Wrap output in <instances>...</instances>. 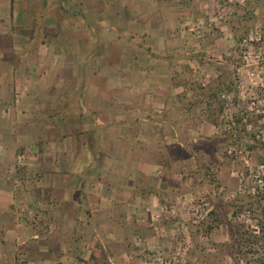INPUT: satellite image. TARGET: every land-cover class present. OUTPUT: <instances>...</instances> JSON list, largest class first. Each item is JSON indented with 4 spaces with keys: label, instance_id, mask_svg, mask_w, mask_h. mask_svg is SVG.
<instances>
[{
    "label": "crops",
    "instance_id": "0c3cea01",
    "mask_svg": "<svg viewBox=\"0 0 264 264\" xmlns=\"http://www.w3.org/2000/svg\"><path fill=\"white\" fill-rule=\"evenodd\" d=\"M200 1L0 0V264H150L138 244L184 240L183 167L214 126L193 102H216L181 33Z\"/></svg>",
    "mask_w": 264,
    "mask_h": 264
},
{
    "label": "rangeland",
    "instance_id": "374dc122",
    "mask_svg": "<svg viewBox=\"0 0 264 264\" xmlns=\"http://www.w3.org/2000/svg\"><path fill=\"white\" fill-rule=\"evenodd\" d=\"M212 1L213 9L183 25L181 33L187 51L197 55V63L211 65L210 76V70L199 67L195 75L198 80L213 78L206 85L213 97L216 87L222 86L216 96L224 101V110L216 113V98L214 103L199 99L193 102L199 116L206 111L214 124L213 134L209 137L203 126L206 124H201L203 140L199 142L198 135L194 161H187L183 167L182 177L187 178L189 191L177 199L182 210L172 216L177 222L174 238L181 235L184 240L177 241L176 246H136L137 257L150 264H249L250 260L253 264L249 254H239L234 241L237 231H259L256 218L264 213V152L247 149V144L257 145L255 141L264 140V0ZM197 22L203 27L189 31ZM188 90L192 94V87ZM234 113L242 116L255 141L245 138L239 146L233 144L228 131ZM200 183H207L204 193L192 195L193 186L197 188ZM260 251L264 259V247Z\"/></svg>",
    "mask_w": 264,
    "mask_h": 264
},
{
    "label": "trees",
    "instance_id": "16d2710c",
    "mask_svg": "<svg viewBox=\"0 0 264 264\" xmlns=\"http://www.w3.org/2000/svg\"><path fill=\"white\" fill-rule=\"evenodd\" d=\"M222 86H217L215 90V98L219 99L218 96H216L217 92L221 89ZM236 103V102H235ZM216 113L222 114L224 110V101L219 99L216 102ZM264 117V115H263ZM257 118V117H256ZM254 124H256L257 119H255ZM252 121V119L250 120ZM216 125H219L217 121H215ZM229 137H232L233 144L236 146H239L241 143H244L245 138H249V140L255 141L256 137L251 131L246 130V123L243 121L242 116L238 113H234L232 115L231 124L229 127ZM257 145L247 144V149L249 152L254 151L256 149H261L264 152V140L259 139L255 141ZM264 161V159H263ZM259 197V196H257ZM258 202H261L258 201ZM264 208V206H263ZM257 223L259 225V231H237V235L235 237V244L237 243L239 254L246 255L249 254L252 259L253 264H264V259L261 257V249L264 247V213L262 215L256 218ZM245 247L244 252L242 251V247ZM264 258V257H263ZM249 264H251V260L249 261Z\"/></svg>",
    "mask_w": 264,
    "mask_h": 264
},
{
    "label": "built area",
    "instance_id": "2783aa9c",
    "mask_svg": "<svg viewBox=\"0 0 264 264\" xmlns=\"http://www.w3.org/2000/svg\"><path fill=\"white\" fill-rule=\"evenodd\" d=\"M196 25L193 27V26H190L189 28H188V30L190 31V30H194V29H196V31H198V30H200L202 27H203V25L201 24V23H199V22H197V23H195ZM18 161H23V159L22 158H20ZM22 164H24V163H22ZM17 210L18 211H20V213H24L25 215H33V220H34V223L35 224H37V223H39V222H41L43 225H44V229H46L47 227H48V222H47V219H43L42 217L43 216H37V215H34L33 214V212L31 211V210H29V209H24V208H22L21 206H17ZM40 224V223H39Z\"/></svg>",
    "mask_w": 264,
    "mask_h": 264
}]
</instances>
